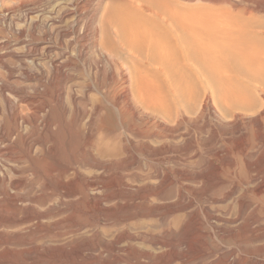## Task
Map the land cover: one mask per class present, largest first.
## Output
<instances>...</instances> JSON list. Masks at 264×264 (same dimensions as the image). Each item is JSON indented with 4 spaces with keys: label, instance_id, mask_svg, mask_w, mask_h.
<instances>
[{
    "label": "bare ground",
    "instance_id": "bare-ground-1",
    "mask_svg": "<svg viewBox=\"0 0 264 264\" xmlns=\"http://www.w3.org/2000/svg\"><path fill=\"white\" fill-rule=\"evenodd\" d=\"M93 2L97 5L92 9ZM65 14L71 17L67 28L60 26ZM263 14L264 0H71L52 24L57 40L73 30L76 40H83L75 61L66 50L55 51L45 39L30 35L21 51L13 42L0 39V69L4 71H0V264H21L40 257L54 260V264H74L79 259L87 262L78 264H142L141 259L149 257L132 255L133 247L125 242L134 237L114 235L108 241L100 216L68 207L39 212L35 205L41 206L57 194L72 202L88 197L101 207L105 189L98 183L93 189L98 195L88 196L82 165L100 171L107 165L125 163L130 168L143 161L183 166L192 155L199 157L197 167L214 166L211 159L201 157L202 108L232 126L214 134V140L223 139V148L210 149V157L217 158L225 153V146L237 141L235 155L241 158L246 173V177L239 175L234 159L224 164L226 168L217 166L206 198L213 205L230 199L236 205L235 227L247 228L245 239L264 243V234L258 235L264 229V171L263 163L256 162L264 152ZM203 53L209 59L203 60ZM42 55L48 58L42 59ZM175 126L188 128L185 147L164 145ZM64 127L73 130L82 152L68 164L60 163L42 174L37 163L50 154ZM27 172L45 181V200L22 199L16 194L18 188L28 185L23 177ZM175 175L170 170L156 172V186L150 193L164 203L180 204V208L157 216L161 230L171 229L178 212L185 213L183 223L189 218L186 210L196 212L192 199L188 200L191 190ZM67 177L78 187L50 183L52 178L63 181ZM221 190L226 199L219 198ZM203 210L208 221L228 223L223 218L226 213L216 218L214 207ZM56 216L62 221L51 224ZM193 217L204 237L194 258L204 264L215 251L198 212ZM89 226L93 227L87 230ZM8 232L20 237L9 239ZM82 232L94 241L70 243L72 238H84ZM147 236L161 243L151 234ZM232 240L240 253L246 251L237 238ZM179 244L188 245L186 240ZM162 247L176 249L169 243ZM10 249L20 253L22 260L7 259L4 251ZM231 250L227 254L233 257ZM104 254L112 259L100 261ZM127 254L129 261L125 260ZM173 256L168 264L176 259L182 262L176 251ZM86 257L93 260H84Z\"/></svg>",
    "mask_w": 264,
    "mask_h": 264
},
{
    "label": "rangeland",
    "instance_id": "rangeland-1",
    "mask_svg": "<svg viewBox=\"0 0 264 264\" xmlns=\"http://www.w3.org/2000/svg\"><path fill=\"white\" fill-rule=\"evenodd\" d=\"M70 1L71 0H0V39H7L11 42V44L13 42L12 45H15L16 49L20 51L25 48L23 42L25 41V38H29L30 35L34 39H45L46 41L52 42V44L56 47L55 51H63L64 53L66 50L65 53L67 56L75 61L77 49L83 43V40H76L74 30L61 41L57 40L55 31L56 26L52 24V19H59V15L61 16ZM94 3L95 2L92 3L91 8H95L97 5ZM61 18L62 20L60 26L67 28L70 24L71 17L65 14L62 15ZM42 56H40L42 59L46 57L45 55ZM202 57L203 60L206 59V57L209 59V56L204 53ZM10 63L13 65L15 64L12 60ZM0 71L4 72L2 69H0ZM73 76V81H76V76ZM21 82L22 84L26 83V85L23 84L25 87H29L31 85L28 81L25 82V80H22ZM240 82L243 85L245 84V86L249 89H253L252 85L249 84V86L248 83L244 81ZM30 87L29 89H31ZM205 91L206 90L203 89V92ZM92 96L97 97V94L93 92ZM201 99H203V96ZM204 110L205 109L202 108V117L199 124L201 131L198 136L201 157L203 160L211 159L214 166L212 165L211 167H208L201 164L197 167L196 164L199 161V157L195 158V156L192 155L189 156V159L185 163H183V166L181 164L175 165L168 161L161 164H153V162L143 161L141 165H134L130 168H128L125 163L107 165V170L105 169L104 171H100L92 166L82 165L81 172L88 182V187L85 185L84 190L88 193V196L98 195V192L93 190L95 189L94 185L98 183H101L105 189L102 193L104 202L101 207L96 205L92 199L89 200L88 197H84V199L82 198L81 201L74 200L72 202L71 199L64 197L59 198L57 194H54L52 198L50 200L48 199L43 205L38 206L36 204V209L39 212H52L53 209L64 211L66 210L65 208L68 207L87 211L95 216H100L103 220H105L104 233L108 236V241H113L114 235L125 236L130 234L134 237L133 241L125 240V242H129V245L133 247V250L131 251L132 255L149 257L148 259L142 258V264H168V262L174 258L173 253L175 251L178 255L180 254L182 262H179L176 259L170 264H200L196 261V258H194L195 252L200 250V246L203 245L204 238L198 231L197 222L193 217V214L198 212L201 217L202 225H204L206 229L204 233L208 237L207 239L209 240V243L211 242L210 245L215 251L214 257L212 259H206L204 264H257L258 262L264 264V243L253 242V239L249 238L245 239L244 236L247 232V228L240 226L235 227L233 223L236 219V205L232 203L230 199H227L223 203L213 205L212 202H208V198H206V195L211 193L210 188L213 183L212 180H214V169L217 168V166L226 168L224 164L229 162L231 159H234L239 164V167L237 166L239 169H237L239 175L241 177H246V173L244 171L245 166L241 158L235 155V143L237 141H234L233 146L231 144V147L225 146V153L220 154L217 158L214 159L210 157V154H212L210 149L219 151L223 148V139L219 138L218 140H214V134L224 130H231L232 126L228 121H225L216 113L212 114ZM214 114L216 115L214 116ZM170 129L171 132L166 135L168 136V139L164 140L167 143L164 145L185 147L187 144L186 139L188 138L189 133L187 130L188 128L184 129L175 126ZM185 136H187L186 139L184 138ZM226 151L229 155L226 154ZM81 152L80 143L77 140L76 135L73 133V130L71 128L64 127V129L56 135L50 154L44 155L38 161L37 169L42 174L47 173L53 166L60 163L65 165L68 164L70 158L78 157ZM256 162L263 163L262 170L264 171V152H262L261 157L256 159ZM160 170H170L173 174L176 173L175 176L179 179L180 184L191 190V192L188 193V200L192 199L194 205L193 207L196 211L194 212L189 209L186 210L189 214V218H185L184 223L181 222V217L185 213L178 212L175 214L173 221L171 222V229L166 230H161L159 228L157 216L162 215L164 212L175 210L178 207L180 208V204H175V202L171 200L167 201L168 203H164L166 201L163 202L150 197V193L153 192L154 187L156 186L154 179L155 174ZM25 174L23 177L27 180L28 185L17 189V191H20L16 192L18 197L22 199L32 198L38 201L45 200V181L43 179L35 178L30 172ZM226 177H230V175H226ZM50 183L55 187L64 186L63 188L68 189L78 187V183L70 177H67L63 181L52 178L50 179ZM146 196H148L147 199H143ZM218 196L219 198L226 199L225 192L222 190L218 193ZM205 207L210 209L211 207H214L216 218H221L222 212L226 213L225 216L223 215V218H227L228 223L225 225H219L215 220L208 221L205 218L203 210ZM66 217L68 218L69 215ZM67 218L63 220H67ZM50 221L51 224H57L62 220L60 216H56ZM184 224H186V227H184ZM90 227L93 226H89L87 230L90 229ZM7 234L9 239L20 237L14 232H8ZM148 234H151L153 237L159 239L161 243H158V241L156 242L155 240H149L147 236ZM263 234L264 229H260V233L258 235ZM20 235L24 236L25 233H21ZM82 235H84L83 232ZM232 238H237L238 243L241 246L243 245L246 248V251L240 253V251L237 250L238 248L235 246ZM81 239L90 242L94 241V238L90 237L89 239L86 235H84V238L80 236L70 239V243L75 244ZM181 240H186L188 245L180 247L179 242ZM166 243L175 246L176 249L173 250L167 247H162V244ZM230 250L234 251V258L227 254ZM4 256L7 259L22 260V255L20 253H13L11 249L4 251ZM109 259H112V257H109L106 254L99 258L102 262H107ZM130 259V255L127 254L125 256V260L129 261ZM79 260L74 262V264L87 262ZM84 260L92 261L93 258L86 257ZM53 261L54 260L51 261L40 257L32 261H21L20 263L54 264Z\"/></svg>",
    "mask_w": 264,
    "mask_h": 264
}]
</instances>
